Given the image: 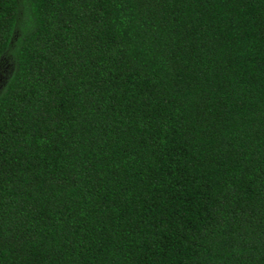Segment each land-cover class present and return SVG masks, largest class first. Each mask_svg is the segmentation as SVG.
Segmentation results:
<instances>
[{
  "label": "trees",
  "instance_id": "trees-1",
  "mask_svg": "<svg viewBox=\"0 0 264 264\" xmlns=\"http://www.w3.org/2000/svg\"><path fill=\"white\" fill-rule=\"evenodd\" d=\"M0 264H264V0H0Z\"/></svg>",
  "mask_w": 264,
  "mask_h": 264
}]
</instances>
